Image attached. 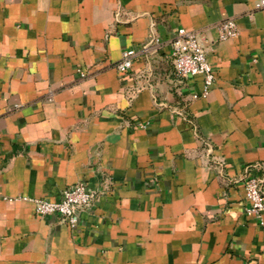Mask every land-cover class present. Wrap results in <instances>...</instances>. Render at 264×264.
I'll return each instance as SVG.
<instances>
[{
    "label": "crops",
    "instance_id": "0c3cea01",
    "mask_svg": "<svg viewBox=\"0 0 264 264\" xmlns=\"http://www.w3.org/2000/svg\"><path fill=\"white\" fill-rule=\"evenodd\" d=\"M260 1L0 0V264H264L244 198L264 179ZM179 29L215 72L206 96L174 72ZM82 181L74 229L23 200Z\"/></svg>",
    "mask_w": 264,
    "mask_h": 264
},
{
    "label": "built area",
    "instance_id": "2783aa9c",
    "mask_svg": "<svg viewBox=\"0 0 264 264\" xmlns=\"http://www.w3.org/2000/svg\"><path fill=\"white\" fill-rule=\"evenodd\" d=\"M264 8V0H261L256 9ZM218 41L226 42L238 37L239 29L235 20H227L217 26ZM138 56L135 50H125L113 68L119 74L128 73ZM170 59L176 74L189 79L202 76L204 81V96L216 81L215 72L207 59L204 47L200 43L196 32L179 29L177 36L171 42ZM80 78L87 76L86 72L78 71ZM196 97V96H195ZM264 179L251 175L244 177V198L247 203L246 214L252 217L260 226H264ZM95 193L89 190L85 182L64 190L57 200L43 198H23L32 202L36 214L41 218H57L70 228H77L80 223V213L88 210L93 203Z\"/></svg>",
    "mask_w": 264,
    "mask_h": 264
},
{
    "label": "trees",
    "instance_id": "16d2710c",
    "mask_svg": "<svg viewBox=\"0 0 264 264\" xmlns=\"http://www.w3.org/2000/svg\"><path fill=\"white\" fill-rule=\"evenodd\" d=\"M172 62V61H171ZM173 65V64H172ZM173 69H174V72H175V74H176V71H175V68H174V66H173ZM177 75V74H176ZM178 76V75H177ZM179 77V76H178ZM180 79H183V78H181V77H179ZM184 114V116L186 117V115H185V112L183 113ZM186 119L189 121L190 119L188 118V117H186Z\"/></svg>",
    "mask_w": 264,
    "mask_h": 264
}]
</instances>
